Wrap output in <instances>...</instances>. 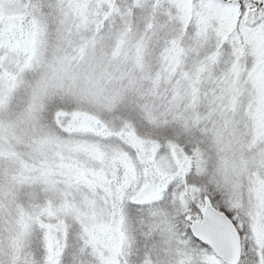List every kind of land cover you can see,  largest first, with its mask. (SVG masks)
Instances as JSON below:
<instances>
[{
  "label": "snow or ice",
  "instance_id": "1",
  "mask_svg": "<svg viewBox=\"0 0 264 264\" xmlns=\"http://www.w3.org/2000/svg\"><path fill=\"white\" fill-rule=\"evenodd\" d=\"M0 264H264V0H0Z\"/></svg>",
  "mask_w": 264,
  "mask_h": 264
}]
</instances>
